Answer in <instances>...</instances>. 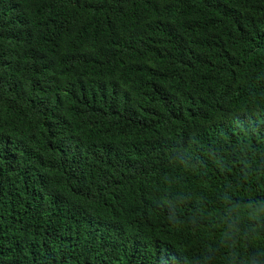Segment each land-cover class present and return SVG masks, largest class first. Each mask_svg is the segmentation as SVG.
Listing matches in <instances>:
<instances>
[{"label":"trees","instance_id":"16d2710c","mask_svg":"<svg viewBox=\"0 0 264 264\" xmlns=\"http://www.w3.org/2000/svg\"><path fill=\"white\" fill-rule=\"evenodd\" d=\"M0 264H264V0H0Z\"/></svg>","mask_w":264,"mask_h":264}]
</instances>
